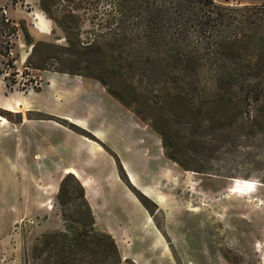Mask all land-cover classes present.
Wrapping results in <instances>:
<instances>
[{"label":"rangeland","instance_id":"374dc122","mask_svg":"<svg viewBox=\"0 0 264 264\" xmlns=\"http://www.w3.org/2000/svg\"><path fill=\"white\" fill-rule=\"evenodd\" d=\"M213 1L240 9L242 1L259 0ZM111 8L106 0H0L6 19L22 28L9 39L11 59L0 55V264L51 262L38 242L65 230L59 177L74 165L66 150L77 140L65 130L80 135L69 127L79 128L71 121L78 118L106 135L107 142L85 137L108 158L96 154L95 170L112 169L122 185L108 193L94 225L113 239L121 264H264V96L257 105L214 106L208 114L214 122L237 117L234 129L220 132L218 123L201 124L197 115L173 106L147 109L139 117L132 113L133 119L99 82L54 72L82 73V32L91 17L108 18ZM238 18L244 28L238 52L247 61L264 39V8ZM54 19L72 30L78 49L68 47ZM124 26L111 29L126 31ZM38 66L43 70L31 68ZM261 75L264 87V71ZM252 96L257 99L256 92ZM10 103L15 110L3 109ZM256 114L259 127L240 129L241 120ZM163 145L201 172L183 170L165 156ZM53 148L65 153L56 156ZM117 164L133 174L137 185L125 172L134 190L120 178ZM60 199L69 219L87 221L81 199Z\"/></svg>","mask_w":264,"mask_h":264},{"label":"trees","instance_id":"16d2710c","mask_svg":"<svg viewBox=\"0 0 264 264\" xmlns=\"http://www.w3.org/2000/svg\"><path fill=\"white\" fill-rule=\"evenodd\" d=\"M106 1L112 7L108 18L91 17L90 28L82 32V73L54 72L99 82L113 99L137 117L147 109L173 106L197 115L201 124L216 125L218 122L208 116L214 106L224 102L236 106L246 101L254 105L261 102L264 39L260 40V46L257 43L252 58L245 61L238 52L244 45L243 22L238 14L259 10L264 5L235 9L213 0ZM44 11L47 14V10ZM54 22L65 32L68 47L78 49L80 42H73L69 36L72 30L56 19ZM118 24H125L126 31L118 28L112 31ZM20 29L21 25L17 27L12 21H6L0 10V55H8L7 46H12L9 39ZM30 65L28 61L25 67ZM31 68L43 70V66ZM254 92L257 99H253ZM208 97L213 99L206 101ZM254 110L257 112L260 108L254 106ZM149 121L151 128L158 132L155 117L149 115ZM236 122V116L222 120L218 123L219 131L234 129ZM239 124L240 129L248 124L259 127V116L256 114ZM69 127L96 141L91 134L86 135V131ZM163 150L165 156L183 170L201 172L168 154L165 145ZM117 165L122 181L134 190L122 166ZM60 198L69 203L81 199L87 221L80 224L69 219L64 210L66 204ZM57 199L62 206L65 230L44 234L38 242L44 247L49 264H121L113 239L94 228L95 220L84 189L73 174L62 178ZM140 200L151 214L144 199Z\"/></svg>","mask_w":264,"mask_h":264},{"label":"crops","instance_id":"0c3cea01","mask_svg":"<svg viewBox=\"0 0 264 264\" xmlns=\"http://www.w3.org/2000/svg\"><path fill=\"white\" fill-rule=\"evenodd\" d=\"M262 3H264V0H259L257 2L242 1V5L244 6H254L260 5ZM47 25L51 27V24L49 22ZM3 109L15 110L16 105L15 103H10L9 105L4 106ZM128 113L131 114L134 119V115L129 111ZM65 117L71 119L68 115H65ZM71 121L76 123L79 128H83L90 131V133L96 139H100L104 142H107L106 135H102L101 130L99 128H90L82 120V118L71 119ZM65 131L68 133V137L75 136L77 142L76 146H74L73 149L66 150L67 154L70 155V158H72L74 165L64 170L61 176L59 177V180L68 173L73 174L76 177V179L79 181V183L84 189L86 201L89 204L95 222H97L99 211L101 210L102 206L107 203L108 193L111 194V191L114 187H122L121 182L119 180L117 172H114L112 169L110 172H106L105 170H95L94 159L96 154L99 156V158H107L106 154L99 148V145L97 143L90 141L80 135L74 134L69 130ZM53 153L58 156L59 154H64L65 152L58 151L57 148H53ZM36 157H40V155L36 154ZM125 172L127 174L129 182L132 181L131 183L137 185L134 177L132 176L133 174H131L129 170H126ZM143 192L145 194V192L147 191L144 190ZM147 193L150 194L149 192ZM151 196L152 195L150 194V196L147 197L151 198Z\"/></svg>","mask_w":264,"mask_h":264},{"label":"built area","instance_id":"2783aa9c","mask_svg":"<svg viewBox=\"0 0 264 264\" xmlns=\"http://www.w3.org/2000/svg\"><path fill=\"white\" fill-rule=\"evenodd\" d=\"M1 14L3 15V17H5L6 16V12H5V10H2L1 11ZM5 19H6V17H5ZM6 21H7V19H6ZM8 47V50H7V52H8V58H10L11 59V56H12V46H10V44L7 46Z\"/></svg>","mask_w":264,"mask_h":264},{"label":"bare ground","instance_id":"6f19581e","mask_svg":"<svg viewBox=\"0 0 264 264\" xmlns=\"http://www.w3.org/2000/svg\"><path fill=\"white\" fill-rule=\"evenodd\" d=\"M145 194H146L147 196H150V194H148L147 192H145Z\"/></svg>","mask_w":264,"mask_h":264}]
</instances>
